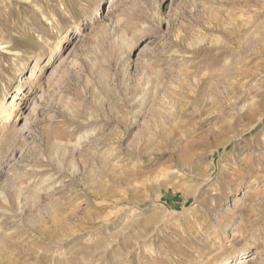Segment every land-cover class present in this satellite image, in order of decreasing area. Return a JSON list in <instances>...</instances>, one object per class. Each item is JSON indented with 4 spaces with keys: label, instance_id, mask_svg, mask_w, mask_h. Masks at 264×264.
I'll use <instances>...</instances> for the list:
<instances>
[{
    "label": "rangeland",
    "instance_id": "374dc122",
    "mask_svg": "<svg viewBox=\"0 0 264 264\" xmlns=\"http://www.w3.org/2000/svg\"><path fill=\"white\" fill-rule=\"evenodd\" d=\"M19 80L0 264H264V0H0Z\"/></svg>",
    "mask_w": 264,
    "mask_h": 264
},
{
    "label": "bare ground",
    "instance_id": "6f19581e",
    "mask_svg": "<svg viewBox=\"0 0 264 264\" xmlns=\"http://www.w3.org/2000/svg\"><path fill=\"white\" fill-rule=\"evenodd\" d=\"M103 13L101 16H103L104 14H106L108 12L107 8L103 9ZM34 75V71H30L27 76L25 77L26 79H30L32 78ZM21 94H23V81L19 80V82L15 85L14 87V91L11 94V100L7 103V100H4V97L0 99V123H5L7 121H11L12 116H14L16 110H18V107L20 105V103L18 102L19 99L18 96H20ZM20 99H24V96H22ZM246 254V252H243L240 256V259L237 258L235 260V264H243V258L245 257L244 255ZM224 264H228V263H224Z\"/></svg>",
    "mask_w": 264,
    "mask_h": 264
}]
</instances>
